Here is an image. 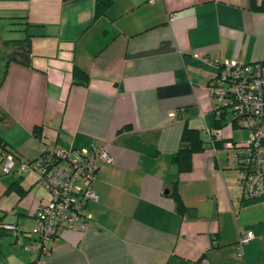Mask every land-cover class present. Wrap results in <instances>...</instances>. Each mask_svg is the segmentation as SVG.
Here are the masks:
<instances>
[{
    "label": "crops",
    "instance_id": "obj_1",
    "mask_svg": "<svg viewBox=\"0 0 264 264\" xmlns=\"http://www.w3.org/2000/svg\"><path fill=\"white\" fill-rule=\"evenodd\" d=\"M96 1L0 0V18L23 24L20 37H0L4 52L14 41L27 49V61L0 62V138L15 155L9 172L0 168V264L37 257L22 244L48 200L17 158L98 145L111 160L98 162L88 227L59 230L45 264H264V194L242 197L230 150L219 142L214 153H193L187 172L171 161L184 127L216 122L215 66L204 57L264 61V9L250 0H108L96 12ZM245 231L254 237L239 253Z\"/></svg>",
    "mask_w": 264,
    "mask_h": 264
},
{
    "label": "built area",
    "instance_id": "obj_2",
    "mask_svg": "<svg viewBox=\"0 0 264 264\" xmlns=\"http://www.w3.org/2000/svg\"><path fill=\"white\" fill-rule=\"evenodd\" d=\"M152 1V0H150ZM215 66V74L208 87L213 100L216 117L232 113L231 123L246 130V137L234 142L223 140L220 127L204 126L202 135L207 148L215 152L217 141L230 150L237 170V185L243 198L264 194V61H240L235 58L208 59ZM231 140V141H229ZM20 169L34 170L47 191L48 200L36 212L28 243L17 241L23 248L37 254L24 264H45L50 251V241L61 229L85 230L91 219L85 204L97 200L92 187L99 161H110L111 156L104 145L91 149L73 147H49L33 159L17 158ZM15 164V155L2 149L0 168L9 172ZM1 227L16 233L18 223H2ZM251 231L241 234L237 249L253 238Z\"/></svg>",
    "mask_w": 264,
    "mask_h": 264
},
{
    "label": "trees",
    "instance_id": "obj_3",
    "mask_svg": "<svg viewBox=\"0 0 264 264\" xmlns=\"http://www.w3.org/2000/svg\"><path fill=\"white\" fill-rule=\"evenodd\" d=\"M108 4V0H97L96 1V12L102 9L105 5ZM250 7L255 10H261L264 9V0H250ZM6 114L4 111L0 109V119H4ZM225 117L222 116L216 117V122L214 124V127H220L221 128V119ZM235 126V124L233 125ZM240 127V126H238ZM34 134L38 137H40V127L35 126L33 128ZM223 140H228L231 139L234 142H237L236 140H233L230 137H225L223 133ZM222 141H217L216 144ZM223 143V142H222ZM0 146L3 149L8 150L6 148L5 144L1 141L0 138ZM207 148V142L206 138L202 135L201 131L194 129V128H189V127H184L181 138H180V145L178 149L173 153L172 155V167L176 172H187L191 169L192 166V155L193 153L201 150H205ZM9 151V150H8ZM11 152V151H10ZM14 186H17L16 183H14ZM18 192H20V189L17 188ZM182 203L180 200H178V206L181 208Z\"/></svg>",
    "mask_w": 264,
    "mask_h": 264
},
{
    "label": "rangeland",
    "instance_id": "obj_4",
    "mask_svg": "<svg viewBox=\"0 0 264 264\" xmlns=\"http://www.w3.org/2000/svg\"><path fill=\"white\" fill-rule=\"evenodd\" d=\"M23 24L19 21L0 18V37L2 39H15L22 35ZM1 39V41H2ZM0 41V62L4 57V49L1 46ZM232 119V113L230 110L227 111L225 117L221 119V128L227 136H231L233 140L241 141L246 137V131L238 126H231L230 122ZM231 141V140H229ZM33 227V225H32Z\"/></svg>",
    "mask_w": 264,
    "mask_h": 264
},
{
    "label": "water",
    "instance_id": "obj_5",
    "mask_svg": "<svg viewBox=\"0 0 264 264\" xmlns=\"http://www.w3.org/2000/svg\"><path fill=\"white\" fill-rule=\"evenodd\" d=\"M26 45L19 44L18 41L12 42V45L8 47V49L4 52V58H13V59H19L23 61H27L26 58Z\"/></svg>",
    "mask_w": 264,
    "mask_h": 264
}]
</instances>
